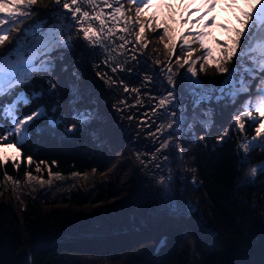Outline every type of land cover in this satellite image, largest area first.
<instances>
[{"label":"snow or ice","instance_id":"6c2138e0","mask_svg":"<svg viewBox=\"0 0 264 264\" xmlns=\"http://www.w3.org/2000/svg\"><path fill=\"white\" fill-rule=\"evenodd\" d=\"M43 0H0V168L11 162L14 171H19L21 164L32 170L25 172V184L51 185L53 181H63L66 177L59 172H52L51 167L57 164L52 161L49 165L45 160L35 161L33 154L24 156L23 146L31 139L33 130H54L65 120L67 114L56 116L57 107L49 115L45 105H39L30 114L21 115L24 108L45 96L56 93L59 99L62 93L57 84L52 82L55 59L53 53L58 50L73 48L77 42L73 35L80 37L86 45V55L93 58L103 56L102 63L107 65L112 73L125 71L126 60H120L128 51L135 52L137 48L147 49L150 41L147 32H157L159 43L163 44L167 63L161 68L168 84V88L159 95L143 93L148 98L149 110L139 118L127 115L129 121L137 120L138 127L156 129L148 135L159 143L153 153L154 159L162 157L167 162L172 153L163 155L165 151L174 147L181 156L182 145L179 134L187 130L189 133L194 126H211V116L214 107L231 106L235 109L233 125L239 133H244L246 127H254V134L250 139L246 136L239 143L238 155L242 153L241 163L248 161V153L260 149L264 153V0H244V6L231 0V9L238 26L229 21L221 23L226 38L211 37L208 29L217 24L215 17L205 20L207 11L193 16L200 11L193 8L187 15L183 12L180 18L174 19V10H170L167 18L159 20L155 11L149 9L160 7L164 0H52V8L47 17L33 21L27 28H21L27 20L37 15L32 11L34 6ZM183 3V0H181ZM207 10L216 6L217 0H204ZM126 4L132 7H126ZM134 15L130 14L133 12ZM239 13L238 15L236 13ZM204 21L203 27H199ZM184 25L188 27L185 28ZM177 27L181 30L177 31ZM16 33L13 36V33ZM215 41L216 47L209 45V39ZM119 41V42H117ZM132 45L129 49L128 45ZM198 45V47H193ZM182 54L177 55V48ZM155 51V49H154ZM200 52V55H196ZM214 52L218 53L214 55ZM175 55V61L172 57ZM131 59L135 60L133 55ZM156 65L162 62L154 61ZM173 63L177 66L173 69ZM198 65V66H197ZM99 64L94 67L99 68ZM187 66V67H185ZM209 68L215 70L223 78L216 81L213 78L202 79L200 74H207ZM179 69H184L181 73ZM127 71L132 72V68ZM110 87L119 83L123 92L135 93L134 103L127 99L119 101L124 108L117 107L123 113L125 108L135 109L137 105L144 107L140 88H129L123 80H115L107 73L96 72ZM67 85L68 110L71 113L68 133L89 127L97 113L85 107L77 110L75 104L83 99L77 72ZM47 77L50 84L45 93L34 90L32 81ZM144 86L153 83V77L144 76ZM160 87H163L161 84ZM244 97L240 100V97ZM153 102H155L153 104ZM155 118V119H153ZM44 120V126L35 121ZM167 121L164 123L163 121ZM160 121V123H157ZM231 127L225 128L223 134L217 138L221 142L229 134ZM166 134V135H165ZM203 139V137H200ZM8 148H14L19 156L5 155ZM137 159L140 154L137 153ZM143 163V161H141ZM157 169L161 164L155 165ZM47 170L48 179H43V172ZM96 168L91 172L95 174ZM264 174V161L252 166L248 176L254 182L256 177ZM71 178L88 179V173L72 172ZM159 191L156 193L159 208L172 217H183L190 212L194 205L185 202L179 194L170 192L171 177L158 173ZM4 183L11 182L19 186L21 181L15 180L4 172ZM164 241H161L163 244Z\"/></svg>","mask_w":264,"mask_h":264},{"label":"trees","instance_id":"16d2710c","mask_svg":"<svg viewBox=\"0 0 264 264\" xmlns=\"http://www.w3.org/2000/svg\"><path fill=\"white\" fill-rule=\"evenodd\" d=\"M44 83L39 78L32 81L34 89L43 87ZM57 101L54 93L45 96L24 108L21 115L29 114L38 104L47 107L53 104L57 107L55 115L60 116L63 112ZM35 122L43 126L44 120ZM106 125L110 128L107 131L104 130ZM254 127H246L244 133H239L233 125L221 142L217 138L223 132L193 142L194 150L185 162L194 171V183L178 193L183 200H192L204 224L182 223L186 215L178 224L167 227L165 241L158 251L154 242L142 241V235L139 238L130 234H112L99 239L66 238L31 251L28 263L264 264V174L258 175L254 182L248 176L252 166L264 161V153L260 149L248 153L245 163H241L242 153L238 155L240 141L245 136L250 139ZM66 128L33 130L31 139L22 148L23 155L33 154L35 161L45 160L49 165L56 161L52 172H87L96 168L100 173L109 168L113 152L105 140L112 138L115 128L110 119L101 116L89 127L71 133ZM10 163L0 168V264H23L27 249L52 241L76 222L71 211L52 206L59 200L42 202L40 196H35L30 202L19 205L18 201L7 198L8 193L12 194L3 180L5 171L13 178L24 177L27 170L35 173V165L29 169L22 164L16 173ZM43 173L47 175V170ZM66 190L75 191L72 187ZM79 193H65L69 196L67 202L81 206L90 201ZM105 198L109 197L99 194L94 202ZM74 227L80 228L83 224Z\"/></svg>","mask_w":264,"mask_h":264},{"label":"rangeland","instance_id":"374dc122","mask_svg":"<svg viewBox=\"0 0 264 264\" xmlns=\"http://www.w3.org/2000/svg\"><path fill=\"white\" fill-rule=\"evenodd\" d=\"M236 2L241 7L244 6V0H236ZM126 5L129 8L132 7L129 4H126ZM50 6H52V3H50ZM34 8L32 9V11L34 10ZM193 8L200 9V11L193 13V16L200 15L201 12L207 11V15L204 17L205 20H208L209 17H215L217 24L214 25L213 28L208 29V31L211 32L212 38H216V39L226 38L224 29L219 27V25L221 23H224L225 21H229L231 25L238 26L234 18L233 11L231 9V0H217L216 6L212 8L211 10H207V5L204 3V0H183V3H181V0H164V3L160 7H154L152 9H149V12L155 11L157 13L158 19L164 20L167 18L169 11L174 10L176 13V15L174 16V19L178 20L180 18L179 14L181 12H183L184 15H187L188 11H190ZM130 14L134 15V9H133V12ZM236 14L238 15L239 13L237 12ZM44 17H47V16H44ZM203 23L204 21H201L199 27H203ZM184 27L187 28L188 26L184 25ZM180 30L181 29L177 27V31H180ZM149 33L151 36L150 40L155 43L156 50H157V53L155 54L153 53L150 55L151 60L152 61H155L156 59L161 60L162 63L159 66L163 68L164 65L168 61L164 53L163 44L159 43L158 41L160 30H158L157 32L149 31ZM70 35H73L76 41L79 38L75 36V31L70 33ZM212 38L209 39V45L215 48L216 47L215 41ZM75 49H77V42L73 45V48L71 49L58 50L57 52L53 53L54 58L58 56H63V59L54 60V62L56 63V67L54 68V70L58 67L59 61L64 60V57L67 54H70L71 52H73ZM176 54L177 55L182 54V50L179 47L176 50ZM217 54L218 53L214 52V55H217ZM121 59L123 61V57H121ZM85 60L91 65V67L85 68V66L87 65L80 64L81 61L83 62ZM95 61H96L95 58H93L92 56L86 55V51H83V52L81 51L80 54L77 56V58H75L74 61L71 62L72 67L74 68V71L77 72V74L80 76V80L78 81V83L80 85V90L83 93V99L75 104V108L77 110H82L85 107H87L90 110H93L97 113V118H100L101 116H103V117H106V119H110V121L113 122L115 128L112 131V138L105 140L109 143L111 150L113 152V162L108 168L110 169L113 166L115 167L117 166L116 156H115V147L117 146V143H116L117 132L116 131H118V129L120 128V123L117 120L118 118L113 117L112 114L109 112V108H108L109 101L113 100L114 93L111 94L107 85L104 84L103 79H101L100 77L96 75L98 68L94 67ZM172 61L173 62L175 61V55L172 57ZM142 62H145V60L143 59ZM176 68L177 66L175 65V63H173L174 71L176 70ZM209 69H212V68H209ZM143 71H146L148 75H151L153 73L152 69H147ZM179 71L182 73L184 69H179ZM118 74L120 76H123L121 75L122 73L117 72L112 75V78L115 79V77ZM159 75H160V81L156 83H152L151 86H149L150 89H153L152 91L154 93V96L163 93L165 89L168 88V84H167L164 74L160 71ZM57 78L58 77L54 75L52 76V82L57 84V89L60 91V93H62V95L57 101V105L58 107L62 109L61 111L63 112V114H67L69 117L68 119H65L63 121V125L61 124L58 126V128L62 129V127L64 126L68 127L71 123V120H70L71 113L68 110V107H69L68 100L70 97L68 96L67 85L69 81L73 79V77L72 76L69 77V79L67 80L63 88L58 84ZM43 80L45 81L44 86L43 87L39 86L37 89H34V90L40 91L42 89L45 93H47L49 91L50 84L48 82L47 77L43 78ZM137 80L139 81V79ZM41 84L42 83H40L39 85ZM153 84L155 86H153ZM161 84L163 85V87H160ZM115 86H116L117 92H119V95H121L120 93H124L122 91L123 88L120 85L116 84ZM118 86L121 87V90L118 89ZM54 95H56L55 92H54ZM38 106H35L34 110ZM52 106L54 107L53 104ZM45 107L47 108L49 115H52L53 107H47V106ZM233 115L234 114L232 113L229 120H227V118L229 117L227 115L226 118L223 119L222 122L219 123L218 127L210 128L209 130L212 131L211 135L214 133L218 134L219 132L222 133L225 128H229V127H231V130H232L233 123L231 124L230 122L233 121ZM163 122L167 123L166 120ZM35 123L38 124L37 122ZM45 123L46 122L44 121L43 126L45 125ZM157 123H160V121ZM201 126H194L190 133L187 130H185L183 133L179 134V143L182 145V152H183L182 156L179 153H177L174 147L170 148V150L168 151H165V155H168L169 151L172 153V155L169 156V159L167 162L163 161V164L161 165V168H160V172H162L165 176L171 177L170 192L174 195L179 194L178 192L180 191H185L186 186H188V184L191 185L194 183V171L186 165L185 159L188 157V154H190L194 150L193 142L201 140L200 137H205L207 135H210L206 133H199L198 130L201 128ZM109 129L110 128H108V125L104 127L105 131ZM151 129H153V127H151ZM146 132H147L146 135H148L149 132L147 130ZM148 137L150 136L148 135ZM122 145L126 150V158L130 157L133 160L134 156L138 153L137 150L135 149V145H136L135 139H128V138L122 139ZM149 145L150 143L147 142V146ZM4 154L11 155L13 157L20 155V153H16L14 148L6 149ZM122 163L116 168L113 176L108 179L104 178V175H103L104 171L100 173L96 172L95 174H93L91 170L87 172L86 171L80 172V173L89 174L87 180L83 178H71L70 174L72 172H78V171H71L67 173L56 171V172L63 174L66 177V179L63 181L54 180L51 185L45 184L43 186L39 184H35V183L30 184V185L25 184L24 183L25 176L13 178L15 180H20L21 183L18 187L14 186L11 182H8L7 184H5L6 187L11 190L10 192L12 194L11 196H9L10 193H8L7 198H11V199H14V201H18L19 205H24L27 202H30V198L35 197V196L37 197L40 196L39 199L42 202L49 201L53 203L56 200H59V202L58 201L55 202V204H53L52 206L71 211L72 216L74 218L73 220L76 222L72 228H68L66 230H82V229H87L88 227L91 226V229H90L91 232L101 231L106 234L112 229L113 225L118 224L119 228H121L122 226H126L127 228L131 229V235L134 238H139V236L141 235L144 237V236H147L149 233L150 235L149 237L151 238L145 242L152 241L155 243V247H156L160 238H164V241H165L164 231L167 229V227H170L171 225H173V223L178 224V221L180 222V219L185 218L186 215L183 217H172L165 213V215L162 216V218L167 219L166 220L167 224L162 223L160 226L155 225L153 223V219L157 217V214H158L157 211L161 209L159 208L158 204L155 207L156 209L155 212L152 209H150L146 201V196L153 189V184H155V181H156V173L152 172L148 174L149 181L145 183V185L141 187V190L138 192V184L140 183V179L143 177V173L134 172L127 179H124L123 176H124L125 162L122 161ZM10 166L12 168L11 163H10ZM15 172L17 173V171ZM33 174H37V173H33ZM43 179L47 180L48 175H44L43 173ZM66 186L68 188L69 187L74 188L75 191L73 192L67 191ZM78 190L83 191L85 195L80 194ZM75 192L79 193V195H82L84 198L90 201L81 206L72 205L71 203H69V201L67 202V198L69 196L65 195V193L73 194ZM99 194L108 196L109 198H105L102 201L94 202V198L97 197ZM111 194H113V196H111ZM109 201L112 203V205L109 208L102 210L97 207L99 203L109 202ZM184 201L186 203L190 202L192 205H194L191 199H184ZM171 218H175L179 220L174 222L171 220ZM94 222L96 223L94 224ZM181 222L189 223L191 225L196 224V223L204 224V221L201 219L200 215L196 213L195 206L190 211V213L189 212L187 213L186 220L181 221ZM78 224H83V227H80V228L74 227L75 225H78ZM160 227H163V228L157 234L156 230L157 228H160ZM66 230H63L60 233H63ZM145 231H148V233L147 232L144 233ZM104 236H108V235H101V236L91 235V236L82 237V238L99 239L100 237H104ZM71 239H80V237L78 238L73 237ZM142 241H144V239ZM41 246L43 247V245ZM42 247L40 248L42 249Z\"/></svg>","mask_w":264,"mask_h":264},{"label":"bare ground","instance_id":"6f19581e","mask_svg":"<svg viewBox=\"0 0 264 264\" xmlns=\"http://www.w3.org/2000/svg\"><path fill=\"white\" fill-rule=\"evenodd\" d=\"M50 3H52V0H44L43 3L38 4L35 6L33 12L38 13L37 15L33 16L31 19L27 20L23 25H21V28H27L29 24H31L35 20L42 19L44 16H48L49 11L51 10L52 6H50ZM126 7H128L126 5ZM13 36L16 35L14 32L12 34ZM147 37L148 40L150 41L149 47L147 49L144 48H137L135 52L128 51L123 57V60H126L127 63L125 64V71L118 73H122L120 76L119 74L115 77V80H123L124 84H126L130 89L131 88H140L141 90V98L144 100V107H140L139 105L136 106L135 109L128 110L125 108V111L123 113L117 111V107L124 108V105H120L119 101L123 99H127L128 102L134 103L135 100V93H120L117 92L116 86H109L108 84L107 87L109 88L110 93H114L113 95V100L109 101V112L112 114L113 117L118 118V122L120 123V128L118 129L117 132V137H116V143L117 146L115 147V156H116V164L117 166H113L110 169H107L104 171L103 175L105 179H108L113 176L115 173L116 168L122 163V161L125 162V169H124V179H127L132 173L134 172H142L143 177L142 179V185L143 187L145 183L149 181V173L152 172H157V168L155 165L157 163H160L161 165L163 164V159L162 157L160 159H154L153 153H155L156 149L159 147V143L156 142L152 137H148L146 135V130L148 132H153L156 129V125L153 124L151 128H146V127H138L137 120L129 121L126 119L127 115H135L137 118H139L144 112L149 110V104H148V98L147 96H144L143 93H153V89H150L149 86L151 84L147 85L146 87L144 86V76L148 75L146 71L147 69H152L153 73L149 76L153 77V83L159 82L160 81V71H161V66L156 65L154 61L151 60L150 55L157 53L155 43L150 40V33L147 32ZM198 47V45H193V47ZM128 48L131 49L132 45H128ZM155 49V51H154ZM86 51V45L85 42L82 41V39L79 37L77 40V49H75L73 52L70 54H67L64 57V60H60L58 63V67L54 70V76L58 77L57 82L58 84L63 88L69 77L71 76V73L74 71V68L72 67V63L75 58L80 54V52ZM200 52H197L196 55H200ZM135 55L136 59L133 60L131 57ZM121 57H119L120 60ZM95 65L99 64L98 71L101 73H107L108 76H111L114 74L111 72V69L102 63L103 56H99L95 58ZM145 60V62H142V60ZM80 64L87 65L85 68L91 67V65L85 60L81 61ZM198 66V65H197ZM147 67V68H145ZM79 68V67H78ZM128 68H132L133 71L129 72L127 71ZM202 79H209L213 78L216 81L221 80L223 77L220 74H217L214 69H208L207 74H200ZM135 76V77H134ZM121 78V79H120ZM139 79V81L137 80ZM104 81V79H103ZM105 84V81H104ZM119 85V83H117ZM122 88L123 86L120 85ZM153 86H155L153 84ZM60 87V88H61ZM121 87L118 86V89L121 90ZM123 91V90H122ZM157 93V92H156ZM117 94V95H116ZM155 102H153L154 104ZM148 104V105H146ZM113 105H116L117 107H113ZM223 114V112H216L217 118H221L220 116ZM155 119V118H153ZM219 121V120H218ZM159 122V121H158ZM155 125V126H154ZM127 136L128 139H135V149L137 152L140 154V159H137V154L134 156V159L132 160L130 157L126 158V150L122 145V139L126 138ZM147 142L150 143L149 146H147ZM142 143V144H140ZM130 153V152H129ZM165 155V152L163 153ZM143 161V163L141 162ZM123 164V163H122ZM153 189L149 192V194L146 196V201L148 203V206L150 209H152L154 212L156 211L155 207L158 204L157 202V197L156 193L159 191V186L157 185V182L155 181V184H153ZM132 192V191H131ZM144 197V196H143ZM114 202V200H113ZM112 205V203L109 202H102L97 205L98 208L105 210L109 208ZM107 212V211H106ZM160 213V210L157 211ZM96 222H94L95 224ZM91 229V226L89 227Z\"/></svg>","mask_w":264,"mask_h":264},{"label":"water","instance_id":"95a60500","mask_svg":"<svg viewBox=\"0 0 264 264\" xmlns=\"http://www.w3.org/2000/svg\"><path fill=\"white\" fill-rule=\"evenodd\" d=\"M244 97H240V100H243ZM218 111L219 112H223V114L220 116L221 118H217L216 116V112ZM235 112V109L231 106H223V107H214V111L212 113V116H211V126L210 127H202L198 130L199 133H206V134H211L212 131H210L209 129L212 128V127H218L219 126V123L222 122L223 119L226 118V116L228 115L229 117L227 118V120L230 119V116L232 115V113L234 114ZM214 120V121H213ZM219 120V122H218ZM223 128V127H222ZM221 128V129H222ZM129 136H127L126 138H128ZM125 139V138H124ZM137 138H135L136 140ZM156 173V182L159 180V175L158 173H160V169L157 170ZM142 179H140V183L138 184V192L141 190V185H142ZM158 185V184H157ZM159 186V185H158ZM154 187V186H153ZM160 215V217H159ZM165 215V212L160 210V213L158 212L157 214V217L155 219H153V223L155 225H161L162 223H166V220L167 219H163L162 216ZM167 224V223H166ZM163 227H160V228H157V234L161 231ZM148 233V231H145L144 233ZM114 235V234H130L131 235V229L127 228L126 226H122L121 228L118 227V224H115L113 225L112 229L107 232L106 234L104 232H101V231H96V232H91L90 228L88 227L87 229H82V230H66L64 231L63 233H60L58 234L51 242H48L46 244L42 246H37V247H32L30 249H27L26 252H25V256H24V259H23V264H29L28 263V255L31 251L35 250V249H41L40 247L42 248H46L48 247L49 245L55 243V242H58L60 240H63V239H66V238H73V237H87V236H101V235ZM149 233L147 236H142L144 241H147L149 240L151 237H149ZM161 241H164V238H160L159 242L157 243L156 247H155V251H158L160 249V246L162 245L161 244Z\"/></svg>","mask_w":264,"mask_h":264}]
</instances>
